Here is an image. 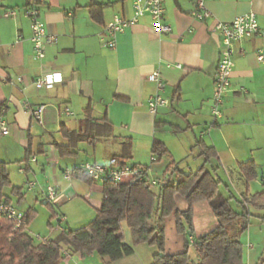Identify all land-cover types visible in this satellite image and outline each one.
<instances>
[{"label":"crops","instance_id":"obj_1","mask_svg":"<svg viewBox=\"0 0 264 264\" xmlns=\"http://www.w3.org/2000/svg\"><path fill=\"white\" fill-rule=\"evenodd\" d=\"M133 1L0 0V113L4 111L9 130L8 134L0 133V160L6 163L11 184L22 188L24 198L18 203L26 202L28 193L32 201L45 205L42 190L52 185L55 211L68 223V217L58 211L60 203L81 197L96 210L102 199L101 182L87 183L72 177L73 167L85 162L117 165L112 158L119 156L117 159L127 165H148L150 175L156 178L170 160L178 163L192 148L202 158L200 167L204 156L199 154L197 141L214 150L215 156L204 165L227 190L233 189L234 179L241 183L237 197L231 190L230 196L243 199L264 188V65L255 59L257 49L264 47V35L233 44L234 65L230 87L223 95L222 115L215 118L211 114L213 76L219 59L214 25L254 12L264 29V0H205L210 16L204 20L191 15L195 0H164L163 22L170 25L169 32H159L153 19L143 15L117 35L114 48L103 46L100 35L104 25L114 15L130 18ZM29 5L39 9L47 32L55 37L45 45L40 59L34 55L30 21L24 13ZM9 9L15 14L4 17ZM48 71L60 72L62 81L51 88L37 89L34 79ZM152 71L161 74L165 82L161 93L168 101L155 114L147 108L155 91L154 83L147 79ZM41 104L45 105L42 125L28 111V106ZM105 123L109 124V134L99 128ZM63 129H88L91 136L92 131L102 135L83 137L71 148L73 154L60 155L57 144L69 143ZM154 140L163 142L169 157L150 160ZM247 161L255 164V181L246 182L238 168ZM226 171L233 174L231 178ZM28 182H34V186L29 188ZM175 203L178 209H187L182 196L175 195ZM162 204L160 201V207ZM28 208L35 209L37 215L32 206L20 210ZM46 208L47 225L50 222L53 227L52 219L57 218L51 219L50 209ZM169 216L167 224L174 233L166 240L167 253L182 251L189 237L201 235L196 233L197 227L204 234L217 225L206 200L193 205L191 233H177L174 218ZM35 217L26 227L28 233ZM238 239L245 264H264V224L259 219L250 222ZM149 248L144 264H150L156 251L153 246ZM188 254L196 261L190 243ZM69 255L70 264H85L87 259L90 264H116L122 260L108 262L96 253Z\"/></svg>","mask_w":264,"mask_h":264},{"label":"trees","instance_id":"obj_2","mask_svg":"<svg viewBox=\"0 0 264 264\" xmlns=\"http://www.w3.org/2000/svg\"><path fill=\"white\" fill-rule=\"evenodd\" d=\"M93 7L96 6H91ZM99 128L104 130V134L110 133L107 123ZM90 133L88 129H63L62 134L69 143L57 144L59 154H73L71 148L83 137L102 135L98 131H92V136ZM195 145L200 148L199 154L204 156V163L215 156L214 150L205 146L202 141H197ZM125 148L129 150V143L125 144ZM151 154L153 161L170 156L167 147L159 140L153 141ZM117 157L120 158H112V162L117 161L116 166L126 165L124 160ZM204 163L196 170L185 172L179 169L176 161L170 160L162 173L156 175L158 185L154 187L147 186L144 181L127 184L101 182L102 199L94 217L77 228L63 226L53 238H42L35 242L26 231V227L36 215L35 209L28 208L24 211L26 223L19 229H13L10 221L0 217V264H61L64 251L79 254L81 257L96 253L108 262H115L134 252L132 246L125 241L123 224L128 227L134 244L145 243L155 247L156 251L150 264H245L242 258V243L238 236L247 228L252 217L258 218L264 224V188L243 199H236L240 206L237 211L230 203L232 196L223 198L220 195L221 180L207 170ZM238 168L246 182L256 179L257 171L252 161L240 163ZM173 173L175 175H171ZM70 175L87 183L94 181L80 166L73 167ZM175 195L185 199L187 209L177 208ZM23 198L22 188L11 184L6 163L0 160V201L15 204ZM201 200L209 203L217 225L210 231L193 237L196 261L189 257V241L182 251L167 253L164 219L172 215L177 233H191L193 205ZM158 201L163 204L157 212ZM43 203L50 209V218H57V222V204L47 199H44ZM250 205L260 212L252 213L248 207ZM48 225L51 226L50 222Z\"/></svg>","mask_w":264,"mask_h":264},{"label":"built area","instance_id":"obj_3","mask_svg":"<svg viewBox=\"0 0 264 264\" xmlns=\"http://www.w3.org/2000/svg\"><path fill=\"white\" fill-rule=\"evenodd\" d=\"M164 0H134L133 12L130 18H123L119 15H114L112 19L104 25L103 31L100 35V40L103 46L107 48H114L117 43V35L121 33L127 26L136 23L143 15H149L159 32H169L171 27L169 24L163 22L164 15ZM25 15L29 18L31 36L30 40L33 45L34 55L36 58L44 57L45 45L54 41V35L47 32L44 23L40 19L39 9L35 5H29L24 9ZM15 11L9 9L4 12V17L13 16ZM191 15L198 20H204L210 16V11L205 6V0H195V8L191 11ZM213 30L218 35V49L219 59L217 67L213 76L214 79V93L212 97L211 114L215 118L222 115L221 104L223 103V95L230 87L231 72L234 65L233 62V44L244 38H251L255 36H263L264 29H262L257 21L254 12H247L237 16L230 22H217ZM256 61L264 65V47L257 49L255 53ZM180 68L181 65L177 64ZM147 79L154 83L155 91L150 95L147 108L152 114H155L157 109L167 104V99L162 95L161 91L165 82L158 71H152L148 74ZM18 81L22 78L18 77ZM62 81V75L58 71H48L38 75L33 83L37 89L51 88L53 85ZM45 105L28 106V111L39 124H43V114ZM4 111L0 113V133L8 134L7 122L3 118ZM67 112L68 109H67ZM34 160V158H33ZM151 161L154 157L151 156ZM81 169L94 181L105 182L112 181L115 183L127 184L136 181H144L149 187L158 185V180L150 175L149 167L144 165H108L96 162H85L80 165ZM34 186V182H28V187ZM44 199L56 202L54 187L48 185L45 190H42ZM0 217L7 219L13 225V229L23 228L26 223L25 213L18 209L13 203L0 201ZM65 221L63 215L58 216L56 225L63 229L61 224ZM39 238V235H36ZM189 243H193V237H189ZM63 260L61 264H70V255L68 252H63Z\"/></svg>","mask_w":264,"mask_h":264},{"label":"rangeland","instance_id":"obj_4","mask_svg":"<svg viewBox=\"0 0 264 264\" xmlns=\"http://www.w3.org/2000/svg\"><path fill=\"white\" fill-rule=\"evenodd\" d=\"M169 142H171V141H169ZM170 144H172V143H170ZM197 153H198V150L196 148H192V150H187L182 155L183 157H180L178 160L179 168L184 170L185 172H188L189 170H195L202 163V158L199 157ZM259 174H260V172H259ZM220 175H224V174L221 172ZM225 175L231 178V175H233V174L226 171ZM256 182L258 184H261V182L259 180H256ZM20 184L22 185L23 189L26 190V186L24 184H22V181L20 182ZM232 184H233L232 185L233 189H230V190L236 196V194H238L237 193L238 190L242 186H241V183L238 182L236 179H234ZM263 186H264V184H263ZM230 190H227V188L225 187L224 184H220V186H219V193L223 198H228L230 196ZM236 197L231 199L230 203H231L232 207L238 211V210H240V206L236 201V199H237ZM159 203H160V201L157 202V206H158L157 212L159 211V208H160ZM16 205H18L20 209H23L24 207H27V206H32V207L37 209V211H38L37 215H35L36 217L32 221V223L29 227V233L34 238L35 242L40 241V239L45 238V237L46 238L53 237L60 231V227L58 225H56V219H52L53 227H50L47 225V219H48V215H49L48 209L46 208L45 205L42 204L41 201H37V202L32 201L30 198V195H28V193H27L26 202L16 203ZM248 207L252 213L258 214L260 212L251 205ZM59 210L61 212H63L66 215V217H68V223L67 222L65 223L63 221L61 226L62 227L66 226L69 228L80 227V226L86 224L87 222H89L95 215L94 208L90 207L88 201L85 200L84 198H81V197H76V198L70 199L64 203H60L58 211ZM169 217H170V219H172L171 215ZM254 221L256 222V221H258V219L255 217H252L251 222H254ZM167 223H168V221H167V217H166L164 219V230H165L166 240H167L168 236H170V234L174 233L172 227H171V232H170V229H169ZM203 232L204 231H201L197 227L196 233L202 234ZM123 234H124L125 241L132 246V248L134 250V253H133L134 255L131 254L132 256L131 255L125 256L122 258V260L119 259L120 261L117 262L116 264H144V262H146V260H147V257H148L149 251H150L149 247H151V246H149L148 244H145V243L134 244L130 238L129 229L125 224H123ZM36 235H39V238H37ZM85 264H90L89 259H87L85 261Z\"/></svg>","mask_w":264,"mask_h":264}]
</instances>
